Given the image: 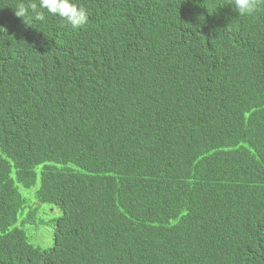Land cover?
<instances>
[{"label": "trees", "instance_id": "obj_1", "mask_svg": "<svg viewBox=\"0 0 264 264\" xmlns=\"http://www.w3.org/2000/svg\"><path fill=\"white\" fill-rule=\"evenodd\" d=\"M19 2L0 0V264H264V6L76 0L87 24L42 31Z\"/></svg>", "mask_w": 264, "mask_h": 264}, {"label": "clouds", "instance_id": "obj_2", "mask_svg": "<svg viewBox=\"0 0 264 264\" xmlns=\"http://www.w3.org/2000/svg\"><path fill=\"white\" fill-rule=\"evenodd\" d=\"M223 5L231 6L237 16L250 17L264 6V0H225ZM12 8L26 25L42 31L39 25L46 24L48 17H58L62 24L72 28L87 24L90 18V9L78 4L76 0H20Z\"/></svg>", "mask_w": 264, "mask_h": 264}, {"label": "rangeland", "instance_id": "obj_3", "mask_svg": "<svg viewBox=\"0 0 264 264\" xmlns=\"http://www.w3.org/2000/svg\"><path fill=\"white\" fill-rule=\"evenodd\" d=\"M17 185H18L20 191L25 196L30 194V197L28 200L30 202V204H28V205L36 206L38 204V202H37L38 200L35 196V191H36L37 187L40 186V182H38V184L31 189L25 188L20 183H17ZM55 208H56V213H54L51 218H57L61 215V209L58 206H55ZM49 210L54 211V206L50 205V204H42V206H41V212L42 213L48 214ZM33 227H34L33 224H27L24 226L28 235L30 236V241L33 244H35L39 247H42V248H50L54 245V234L52 235V233H54V229H55L54 226H52L51 224L42 226L40 232L36 233V235H34V236H31L30 233H31V230H33L32 229Z\"/></svg>", "mask_w": 264, "mask_h": 264}]
</instances>
